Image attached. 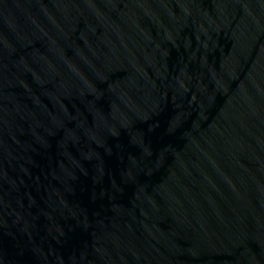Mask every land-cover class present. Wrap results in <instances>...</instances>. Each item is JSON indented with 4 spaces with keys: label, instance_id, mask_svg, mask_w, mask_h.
Returning a JSON list of instances; mask_svg holds the SVG:
<instances>
[{
    "label": "water",
    "instance_id": "obj_1",
    "mask_svg": "<svg viewBox=\"0 0 264 264\" xmlns=\"http://www.w3.org/2000/svg\"><path fill=\"white\" fill-rule=\"evenodd\" d=\"M0 264H264V0H0Z\"/></svg>",
    "mask_w": 264,
    "mask_h": 264
}]
</instances>
